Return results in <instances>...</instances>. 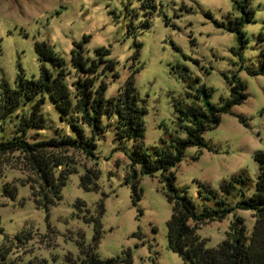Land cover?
Here are the masks:
<instances>
[{"label": "rangeland", "instance_id": "rangeland-1", "mask_svg": "<svg viewBox=\"0 0 264 264\" xmlns=\"http://www.w3.org/2000/svg\"><path fill=\"white\" fill-rule=\"evenodd\" d=\"M249 10H253L252 20ZM239 24L245 32L244 44L238 31L231 29ZM37 42H46L65 59V81L74 104L73 83L80 74L72 64L75 43H82L90 61L98 58L97 49L110 50L107 57L115 61V69L99 77V82L108 83L107 99L117 97L120 87L135 75L140 104L147 109L143 149L153 160L158 149L175 153L177 141L188 136L193 126L192 107L206 111L203 87L211 91L212 103L222 105L231 96L230 80L243 81L246 100L222 114L217 127L204 132L212 149L187 148L168 174L175 175L177 186L192 198L198 214L206 208H223L220 200L233 207L222 220L198 228L208 247H218L239 217L248 234L252 233L254 211L237 205L244 194L254 192L260 173L256 155L264 153V0H0V103L4 89H15L20 74L27 79L40 76L43 63ZM44 63L58 71L51 61ZM43 96L44 123L30 128L28 138L79 139L76 123L86 140L96 144L94 155L76 148L58 151L76 161V171L70 174L61 198L48 210L35 200L37 175L21 164L22 156L15 154L14 162L4 166L0 176V264L14 259L65 264L68 253L79 255V240L92 243L95 224L84 215L97 216L102 200L105 213L97 247L101 258L130 253L133 264H189L168 247L173 207L162 172L146 174L140 163L133 169L137 144L134 138L118 136L117 114H104L97 130L94 124L79 119L81 113L75 106L67 113L61 111L46 91L33 99L22 97L12 112L0 115V140L19 133L22 116H31ZM88 170L96 171L98 190L81 185ZM234 177L238 180L232 192L224 193L222 185ZM134 185L141 196L136 203ZM78 200L85 203L81 210ZM29 230L33 237L22 239L17 247V234ZM9 244L14 248L3 258L2 247Z\"/></svg>", "mask_w": 264, "mask_h": 264}, {"label": "trees", "instance_id": "trees-1", "mask_svg": "<svg viewBox=\"0 0 264 264\" xmlns=\"http://www.w3.org/2000/svg\"><path fill=\"white\" fill-rule=\"evenodd\" d=\"M249 3L246 2V5ZM249 20L253 19V10H249ZM238 31L242 44L246 42L245 32L239 24L231 27ZM87 40V39H86ZM76 48L72 51V64L80 72L74 81V96L72 90L66 83L67 70L65 59L57 55L55 50L46 42H37L36 51L42 61L41 73L38 78L27 79L22 74L19 75L15 89H4L3 101L0 103V115H8L14 107L20 103L22 97L33 99L37 95L48 91L51 98L56 102L57 107L63 112H69L75 106L81 113L79 119L84 123L101 128V119L104 114H117L118 123L116 132L121 138H134L137 144L136 158H133V169L137 163L142 164V171L146 174L155 175L158 171L162 172L161 180L166 184V194L172 204L173 212L168 221V247L178 253L189 264H264V153L259 152L256 159L260 163V173L256 188L251 195L244 194L237 205L240 208L252 210L255 215V225L251 234H248L239 217L232 225L228 233L218 247H208L206 241L198 234V228L216 219L222 220L233 207L227 206L225 200L218 201L223 208H206L201 214L195 209L192 198L186 191L180 190L176 184L174 174H168L172 167L176 166L181 160L185 150L192 146L200 149H212L204 138L207 129L217 127L221 122L222 114L231 112L237 104L243 103L247 98L246 86L239 78L230 80L231 96L222 104L216 105L211 102V91L206 87L205 91L206 111L192 107L189 113L193 115V126L188 129V136L179 139L176 144V152L167 150H157L156 159H152L143 149L145 137L144 115L147 109L140 104V97L136 87L135 75L129 76L128 80L119 89L117 97L107 99L105 94L108 89L106 80L99 82V77L107 72L108 69H115V61L108 58L110 50L99 48L96 50L97 59L88 60L83 53L82 43H75ZM51 61L58 67L54 72L46 66L44 62ZM258 73L257 71H250ZM264 73V70L261 71ZM118 74H115L117 77ZM10 90V91H8ZM44 96L35 104L31 116H22L18 134L7 140H0V176L2 169L6 165L14 162L15 154H20L21 164L28 170L37 175L39 189L34 192L35 200L38 205H44L47 210L49 205L59 200L62 189L67 184L70 174L76 171L73 165L76 161L58 153V151L68 148H76L88 155H94L93 148L96 144L87 141L84 130L76 123L74 126L79 131L80 138L72 137H52L49 139H36L34 135L30 140L28 130L32 127L42 126L44 118L41 113V105L44 103ZM19 155V156H20ZM198 158V156L196 157ZM136 172V170L134 171ZM135 176L137 174L135 173ZM97 174L95 170H88L81 177V185L86 190H98ZM238 177H234L230 182L222 185V191L230 194L235 187L234 182ZM10 190V184L7 185ZM34 189V185H32ZM134 201L138 202L141 198L136 185H134ZM85 203L77 201V206ZM89 212V211H87ZM90 213V212H89ZM105 213L104 201L98 204V215H84L87 222H94L95 235L92 243L86 244L84 240H79L80 253L74 256L72 253L66 255L65 264H133L132 255L111 257L103 259L97 252V247L102 236L101 217ZM3 228L0 224V234ZM29 230L26 234L19 233L16 238L20 241L16 246H21L22 239L29 240L33 237ZM140 236V233H134ZM15 246V247H16ZM14 245H3L1 255L6 258L13 250ZM10 264H50L46 259H30L19 263L17 259ZM156 264V263H155Z\"/></svg>", "mask_w": 264, "mask_h": 264}]
</instances>
